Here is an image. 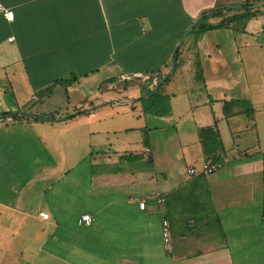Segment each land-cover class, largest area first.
I'll return each instance as SVG.
<instances>
[{"label": "crops", "instance_id": "obj_1", "mask_svg": "<svg viewBox=\"0 0 264 264\" xmlns=\"http://www.w3.org/2000/svg\"><path fill=\"white\" fill-rule=\"evenodd\" d=\"M246 2L259 12L245 23L186 34L202 15L213 13L206 22L216 24ZM0 3L14 16L7 22L0 14V117H6L0 119V187L10 169L25 177L20 190L39 199V182L58 176L50 212L2 200L0 207L51 221L52 255L64 264H264L261 3ZM130 76L137 80L129 83ZM160 81V106L143 110L140 88L152 96ZM230 102L237 104L224 117ZM214 124L226 163L213 174L189 176L187 168L199 171L206 162L197 131ZM76 144L84 149L78 156ZM70 149L72 158L62 156ZM61 157L84 162L83 187H59L71 170L61 168ZM82 215L91 225L79 224Z\"/></svg>", "mask_w": 264, "mask_h": 264}, {"label": "rangeland", "instance_id": "obj_2", "mask_svg": "<svg viewBox=\"0 0 264 264\" xmlns=\"http://www.w3.org/2000/svg\"><path fill=\"white\" fill-rule=\"evenodd\" d=\"M258 1L259 0H253V3ZM239 6L240 5L237 3L232 7ZM136 80L135 76H130L129 83H133V81ZM94 126L96 125L94 124ZM74 147L77 151L75 153L77 156L81 151H84V149L82 150V144H76ZM65 152L66 155L68 154L66 156L67 158H72L71 154L73 153L71 149L62 151V156ZM82 163L84 164V162ZM82 163L79 164V161L74 159L67 160L65 157L59 159L58 164L61 168L67 169L69 167L71 169L68 172L70 173L69 176L65 177L62 175L64 177L60 179L59 187H68L71 183L76 187H83L85 180ZM65 172L66 171H64V173ZM17 176L15 171L10 169L5 173V185L0 187V198L4 196V199H0L2 200L1 202L12 204L18 208L25 209V211L30 210V212H35V214H37L39 210L50 212L53 200L51 187L55 186L53 182L54 184L58 182V176H55L54 179L53 177L48 180L45 179L42 185H40L39 182V187H43L44 189V196L43 198L39 196V199L34 197V195L36 196L37 194L36 192H32L34 195L28 192L27 195V191L20 190L25 177ZM31 179H37V177L34 176L31 177ZM11 184H13L14 187H11ZM28 196L30 198L34 197V200L28 198ZM28 204L31 207H29ZM22 209L10 210L9 207H0V264H64L60 263L56 260V257L52 255L53 239L51 221L39 222L31 219V216L22 214V212L19 211ZM24 215L26 217H24ZM43 236L44 240L41 239ZM40 242H44V245H39Z\"/></svg>", "mask_w": 264, "mask_h": 264}, {"label": "trees", "instance_id": "obj_3", "mask_svg": "<svg viewBox=\"0 0 264 264\" xmlns=\"http://www.w3.org/2000/svg\"><path fill=\"white\" fill-rule=\"evenodd\" d=\"M262 6H264V0H259ZM232 12L231 15L223 17L218 23L216 24H209L206 21L208 17H202L195 25V28L191 31L190 35L199 33L205 30L216 29L224 26H228L230 24L235 23H245L247 20L254 17L258 12L259 9L254 8L249 2L244 3L240 7H235L234 9L228 10ZM176 66V65H175ZM196 78H200L201 70L199 66L196 68ZM141 94L145 95L148 94L151 89H147L144 87L140 88ZM159 92H156L154 95L149 96L146 99H140L143 110L148 111L152 107H159L161 99L159 98ZM237 104L235 102L225 103L223 106V115L224 117H228L231 115L232 107ZM157 113H160V109L156 110ZM247 112H250L251 109H247ZM16 119V117H13ZM197 136L199 139V143L201 146L202 154L206 161L210 162H220L223 153V146L220 140V136L218 134L216 124L208 127L199 128L197 131ZM145 142V138H144Z\"/></svg>", "mask_w": 264, "mask_h": 264}, {"label": "built area", "instance_id": "obj_4", "mask_svg": "<svg viewBox=\"0 0 264 264\" xmlns=\"http://www.w3.org/2000/svg\"><path fill=\"white\" fill-rule=\"evenodd\" d=\"M0 14L7 22H13L14 16L12 11L4 7L1 3H0ZM8 41L11 42L12 38L8 39ZM262 158H263L262 168L264 171V151H262ZM225 163H226V159H222L220 162L206 161L202 164L199 171H196V169L194 168H187L186 172L189 176L195 175L197 173L209 175L221 169ZM156 204L157 206H161V207L164 206L165 200L163 196L159 194L156 195ZM138 207L139 209L143 210L145 207V201L144 200L139 201ZM39 216L43 219H47V215L45 213H39ZM78 222L80 225L89 226L92 223V218L89 215H82ZM161 235L163 242L165 244L169 243L170 241L169 223L165 217L161 219Z\"/></svg>", "mask_w": 264, "mask_h": 264}, {"label": "water", "instance_id": "obj_5", "mask_svg": "<svg viewBox=\"0 0 264 264\" xmlns=\"http://www.w3.org/2000/svg\"><path fill=\"white\" fill-rule=\"evenodd\" d=\"M212 14L213 13H208L206 15H202L201 17H207V16H210ZM198 20L199 19H197L196 22ZM194 27H195V23L191 26V28L188 30V32L186 34H189L193 30ZM173 70H174V59H172L171 72H173ZM161 83H162V81H160L158 83V85L155 87L154 91L150 95H154L156 93V91H157L158 87L161 85ZM148 96L149 95H144V96H142V98H147ZM13 116H23V117H27V118H31V119H36V120L44 121V122H51V121H53V120H51L49 118L36 117V116H33L31 114H28V113H10L9 115H7V117H13ZM3 118H6V117L5 116H1L0 117V119H3Z\"/></svg>", "mask_w": 264, "mask_h": 264}]
</instances>
